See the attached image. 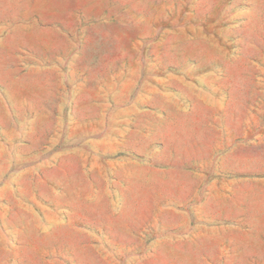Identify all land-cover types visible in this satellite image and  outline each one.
I'll return each mask as SVG.
<instances>
[{"label": "rangeland", "instance_id": "1", "mask_svg": "<svg viewBox=\"0 0 264 264\" xmlns=\"http://www.w3.org/2000/svg\"><path fill=\"white\" fill-rule=\"evenodd\" d=\"M0 264H264V0H0Z\"/></svg>", "mask_w": 264, "mask_h": 264}]
</instances>
